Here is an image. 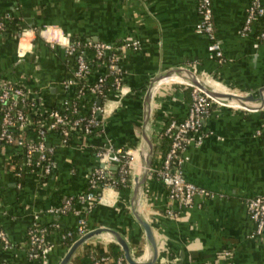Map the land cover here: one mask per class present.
Listing matches in <instances>:
<instances>
[{"label": "crops", "instance_id": "0c3cea01", "mask_svg": "<svg viewBox=\"0 0 264 264\" xmlns=\"http://www.w3.org/2000/svg\"><path fill=\"white\" fill-rule=\"evenodd\" d=\"M211 1L214 31L223 51L220 60L210 56L209 40L196 31L198 0H0V16L8 15L0 32V82L21 86L32 102L45 109L68 97L71 89H65L63 82L71 80L73 71L62 44L50 47L47 43V27L57 28L68 41H103L115 46L138 41L137 48L118 55L126 93L120 98L106 93L99 103L97 130L75 135L65 144L57 133L45 136V145L52 149L48 175L25 169L21 150L0 144V230L8 243H0V264H39L25 253L24 239L32 225L45 230L47 264H57L68 247L60 235L79 221L85 231L97 227L116 230L131 257L144 258V232L129 208L133 172L120 191L102 186L90 207L74 200L62 211V204L76 198L89 173L102 166L96 152L105 142L131 152L138 149L141 101L158 71L184 67L217 82L211 83L222 91L240 94L255 93L264 86V43L259 39L264 0H259L263 14L246 34L241 28L252 0ZM18 47L23 55L18 54ZM97 74L98 70H91L88 80ZM189 100V92L179 83L165 81L154 88L150 102L154 146L159 145L156 135L164 122L184 118ZM203 127L208 136L200 146H186L188 160L182 173L214 197L196 198L187 208L169 205L165 188L147 174L138 211L156 241V261L264 264V230L255 234V222L246 209L248 199L264 195V104L253 110L212 104ZM160 160L154 147L151 166ZM107 168L111 175L113 166ZM167 207L176 212L175 217L165 215ZM100 254L121 256L119 246L106 233L83 242L67 264H87Z\"/></svg>", "mask_w": 264, "mask_h": 264}, {"label": "built area", "instance_id": "2783aa9c", "mask_svg": "<svg viewBox=\"0 0 264 264\" xmlns=\"http://www.w3.org/2000/svg\"><path fill=\"white\" fill-rule=\"evenodd\" d=\"M197 9L200 15V22L196 26V31L209 40L208 51L210 56L220 60L223 57V51L221 42L214 31L212 1L198 0ZM262 14L263 9L259 4V0H252L241 28V33H248L256 17ZM6 19H8V15L0 16V32L5 28ZM46 29L49 30L45 38L49 46L54 47L62 44L64 52L74 62L72 78L63 82V87L71 89L79 83L77 95H68L57 105V107H70L73 117L66 118L59 114L57 109H45L39 104H35L28 98L27 92L14 82H0V111L2 112L0 142L18 147L22 153V167L35 171L36 174L41 176L48 175L51 171L50 154L52 149L47 147L44 142L48 133H57L59 141L65 144L71 137L91 134L99 126L96 113L101 111V105L92 102L86 112V110L78 108L76 104L85 95L92 94L95 96L101 93V84L104 80L103 75H96L95 79L88 80L90 66L89 60L86 58V49L91 47L95 59H103V66L107 74L112 77L113 93L120 98L126 93V90L122 85L120 70L117 66L118 55L121 51L138 47L137 40L123 41L116 46L103 41H86L82 43L68 41L67 38L61 36V32L57 28L47 27ZM259 39L264 43V25L259 33ZM18 54L23 55L21 47H18ZM85 91L86 93H84ZM189 98V105L184 118L180 121L171 119L162 126V135L168 140L167 148L159 164L151 166L148 171V175L165 188L167 204L174 203L183 208L193 205L196 198L203 200L215 196L211 191L187 181L183 176L182 166L188 160L185 154L186 146H200L208 136L203 123L211 114V105L226 106L212 100L205 93L194 87H190ZM18 104L21 106L20 108ZM28 109H38V112L29 113ZM34 117H38L34 121L38 124L37 140H33L31 129H29L31 124H33ZM26 130H28L26 134H17V132ZM129 155H132L131 150L116 148L111 143L105 142L96 152V157L101 161L102 166L94 168L89 173L86 179L87 191L84 194H78L75 198L76 201L90 207L96 201L100 188L105 184L112 187L113 184L119 183L124 186L128 177L130 178V170L132 169L130 165L131 158L128 159ZM108 165L114 168L111 175H109ZM19 175L20 173L17 172L16 177ZM114 175L117 176L115 179ZM71 203L72 197L65 199L61 210L67 211ZM246 209L255 222V234L260 235L264 230V195L248 199L246 201ZM164 213L168 217H175L176 215V212L169 207L164 209ZM85 232L83 223L79 221L74 229L65 230L60 236L69 245ZM44 238L45 230L32 225L27 230L24 239L26 256L29 259L38 261L39 264H47L49 246L46 245ZM0 243L8 246L1 230ZM109 261L114 264H125L121 256L110 258L106 254L93 256L87 264H105ZM154 264H160V262L156 261Z\"/></svg>", "mask_w": 264, "mask_h": 264}, {"label": "water", "instance_id": "95a60500", "mask_svg": "<svg viewBox=\"0 0 264 264\" xmlns=\"http://www.w3.org/2000/svg\"><path fill=\"white\" fill-rule=\"evenodd\" d=\"M172 81L183 84L188 87H194L205 93L212 100L230 107H236L246 110H253L260 108L264 104V86L257 89L255 93L247 92L245 94L233 93L230 91H218L211 87L207 80L198 77L195 73L191 72L184 67H170L158 71L148 82L144 91L141 101V118L139 130V147L138 153L140 163L138 171L133 172L131 177V187L129 193V208L135 221L141 226L145 242L146 254L144 258L134 260L129 252L128 245L122 235L112 228L97 227L87 230L85 233L77 237L71 242L57 264H67L76 249L91 236L106 233L120 248L121 257L125 264H154L157 259V245L152 234V230L148 222L139 213L140 197L142 194L143 186L152 164V157L154 152V145L152 142L151 128H150V102L153 90L161 82ZM100 101L97 100L96 104L99 105ZM99 112L96 113L98 118ZM178 264H182L179 262Z\"/></svg>", "mask_w": 264, "mask_h": 264}, {"label": "trees", "instance_id": "16d2710c", "mask_svg": "<svg viewBox=\"0 0 264 264\" xmlns=\"http://www.w3.org/2000/svg\"><path fill=\"white\" fill-rule=\"evenodd\" d=\"M78 42L82 43V42H85V41L84 40H79ZM85 53H86V58H88V60H89L90 71L91 70L92 71L98 70V74L97 75H103V77H104V80H103V82L101 84V93L96 94L93 99H88V98H86L87 95H85V97H83V99H80V100H78L76 102L78 108H80L82 110L84 109L87 112V109L92 104V102H95V99H98L100 101V103H101L104 100V96L106 95L107 91L113 92L114 89H113V86L111 84L112 77H111V75L107 74L106 69H105V67L102 64L103 59H95V57L93 56V51H92L91 47H88L86 49ZM71 60H72V58H71ZM71 66H74L73 60L71 61ZM183 86L188 92L190 91V87L185 86V85H183ZM78 87H79V83L77 85H74L71 88V90L69 91V93H67V94L70 95V96L77 95V88ZM84 93H86V91ZM18 107L20 108L21 106L18 104ZM50 109L51 110L57 109L59 114H61L62 116H65L66 118H72L73 117V114L71 112V108L68 107V106H62V107L51 106ZM1 113L2 112L0 111V121H1ZM37 118L38 117H34L33 118V124H31V126L29 127V129H31V133H32L31 135H32L33 140H37L36 132H37L38 124L36 122H34ZM166 122H164V124H166ZM27 131L28 130L17 132V134H22V133L26 134ZM157 139L159 140V145H155L154 147L156 148V152L158 151L159 154L161 155V158H162V156L164 155L165 150L167 148L168 140H167V138L164 135H162V131L161 130L156 135V141H157ZM0 144L2 145L4 143L0 142ZM153 166H156V165H153ZM116 177L117 176L114 175V179ZM112 187L114 189L120 191L123 188V185L119 184V183H116V184H113ZM86 191H87V189H86V186H85L84 189L82 190L81 194H84ZM74 200H76V199L72 198V201H74ZM70 230H72V229H70ZM65 243H66V245H68V242H65ZM117 256H120V255H117ZM115 257L116 256H113V258H115ZM160 264H163V263H160Z\"/></svg>", "mask_w": 264, "mask_h": 264}, {"label": "bare ground", "instance_id": "6f19581e", "mask_svg": "<svg viewBox=\"0 0 264 264\" xmlns=\"http://www.w3.org/2000/svg\"><path fill=\"white\" fill-rule=\"evenodd\" d=\"M211 82H212V83H217V82H215V81H213V80H207V83H208L211 87H213L215 90L222 91V90L218 89L215 85H213ZM217 84H218V83H217ZM136 157H137V151L134 152V155H133V158H134V159L132 160V164L138 166L139 163H138V161L136 160ZM132 167H133V166H132ZM137 169H138V168H137Z\"/></svg>", "mask_w": 264, "mask_h": 264}, {"label": "rangeland", "instance_id": "374dc122", "mask_svg": "<svg viewBox=\"0 0 264 264\" xmlns=\"http://www.w3.org/2000/svg\"><path fill=\"white\" fill-rule=\"evenodd\" d=\"M136 151H137V157H136V160L138 161V163H140V157H139L138 150H136ZM134 152H135V151H132V155H129V156H128V159L131 158V164H130V165H131V168H132V169L130 170L131 172H137V171H138V169H137L138 166L132 164V160L134 159V158H133ZM132 166H133V167H132Z\"/></svg>", "mask_w": 264, "mask_h": 264}]
</instances>
